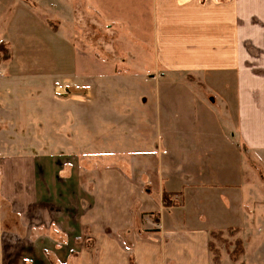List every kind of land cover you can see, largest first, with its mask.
Segmentation results:
<instances>
[{
	"label": "crops",
	"instance_id": "obj_1",
	"mask_svg": "<svg viewBox=\"0 0 264 264\" xmlns=\"http://www.w3.org/2000/svg\"><path fill=\"white\" fill-rule=\"evenodd\" d=\"M1 14L0 10V19ZM14 20L8 25L6 38L1 39L0 35V43H11L12 54L21 38L10 36ZM42 23L38 31L44 30L56 38L58 49L65 46L62 54L72 47L59 18L56 32H52L55 26ZM152 24L158 67L171 74H214L221 81L218 88L233 90H223L220 100L211 103H222L220 112L224 117L231 115L229 107L233 105L235 123L230 130H235L232 134L240 144L238 151L243 146L251 155L250 166L264 165V0H154ZM26 49V58L30 50L33 56L42 52L40 44L33 42ZM1 66L0 123L16 121L17 125L11 127L12 132L0 128V152L8 150L1 137L14 134L17 138L11 145L21 147L16 151L30 154L25 160L12 161L14 174L2 182L13 188L12 194L0 196V264H215L210 249L212 232L235 228L239 235L245 229L240 223L216 227L215 220L223 218V211L215 215L212 225L208 215L194 213L189 207V183L178 180L170 163L165 172L168 176H163V158L158 154L164 152L163 147L141 146L133 151L128 148L126 164L102 166L98 168L101 171L81 177V166L68 154L80 152L81 136L77 141L63 130L66 116L41 106L47 103L45 86L55 94L64 88V74L44 65ZM94 78L88 85L92 91L96 86ZM70 79L79 87L78 74ZM185 83L188 90L199 85L195 81ZM171 85L177 87L176 82ZM20 88L26 89L28 101L20 98ZM65 99L68 98L60 97L61 101ZM97 99L90 98L88 107ZM30 100L38 112L34 118L25 104ZM160 100L154 98L147 104L148 110L153 105L160 111ZM197 101L195 95L186 98L190 107ZM138 117L146 118L144 114ZM74 120L81 125L77 112L73 114L72 128L76 126ZM85 120L91 127V115ZM177 126L169 125L167 150L185 152L191 150L186 147H197L194 134ZM137 129L145 134L149 126L139 123ZM35 154H40V159ZM195 165L197 169L204 167ZM85 184L95 185V192L88 193L82 187ZM196 184L201 183L191 185ZM177 196L179 202L175 201ZM196 199L199 206L208 201L204 195H197ZM217 201L224 209L223 201ZM246 218L248 226H254L252 232L264 233L263 210H253ZM244 255L241 260L246 264Z\"/></svg>",
	"mask_w": 264,
	"mask_h": 264
},
{
	"label": "rangeland",
	"instance_id": "obj_2",
	"mask_svg": "<svg viewBox=\"0 0 264 264\" xmlns=\"http://www.w3.org/2000/svg\"><path fill=\"white\" fill-rule=\"evenodd\" d=\"M0 1L1 39L6 38L8 25L14 18L10 36L14 38L21 35L13 54L11 43L1 41L0 68L1 64L10 63L17 66L44 65L64 74V88L58 89L55 94L49 86H45L43 94L47 103L41 106L42 109L47 107L66 116L68 119L63 130L72 134L77 141L81 136L80 152L75 155L68 153L71 154L70 157H74L75 164L81 166V177L91 176L94 170L101 171L98 168L102 166L126 164L129 160L128 148L133 151L142 149L137 148L141 146L146 149L163 147L164 152L158 153L163 158V176H168L165 172L170 163V168L175 167L173 172L178 180L189 183L186 189L190 192L189 207L194 213L199 214L200 211L208 215L212 225L215 215L223 211V218L215 220L218 221L216 227L233 225L232 223H240L245 227L239 235L235 228H229L212 238V252L219 258L217 264H244L241 260L244 253L241 255L234 251L240 247L237 240H241L243 249L244 244L246 246L243 257L246 264H264V233L252 232L254 226H248L246 218L253 210L264 211V165L250 166L251 155L243 146L238 151L240 144L232 134L235 130H230V125L235 123L232 119L235 112L233 105L229 107L231 115L224 117L220 112L222 103L212 104L220 100L223 90L226 93L233 90L218 88L221 81L214 74H171L158 67L153 50L154 0ZM58 18L62 22L66 41L72 43V47H67L63 54L61 49L65 46L58 49L56 38L37 29L41 22L55 26ZM53 30L52 32H56V26ZM32 42L40 44L42 52L40 55L34 53L33 56L30 50L29 58H26L23 49L27 50L26 47ZM73 71L80 77L79 87L70 79L74 75ZM95 76L96 86L92 91L88 85L89 82L92 84L90 80H94ZM189 81L198 82L199 85H194L193 89H185L184 84ZM172 82L177 83L176 88L172 87ZM26 92L25 88L19 90L20 98L24 101H28L29 97ZM192 95L199 101L191 108L186 103V98ZM93 96L98 99L89 108L88 102ZM60 97L68 99L61 101ZM157 97L161 98V110L153 105L148 110V103H152ZM25 104L29 115L34 118L38 112L33 108L32 100ZM74 112L81 115V125H77L74 120L76 126L72 128ZM141 114L152 120L139 118ZM89 115L92 117L91 127L85 120ZM139 123L149 126V131L145 134L139 131ZM15 124L16 121L9 124L2 122L0 128L5 127L12 132L11 127ZM173 124H177L178 129L192 132L193 140L198 142V146L186 147L191 150L185 152L167 150L165 141L170 139L166 133L170 129L169 125L172 127ZM11 136L1 137V142L8 150L0 152V196L3 193L12 194L13 186L2 184L4 178L14 174L11 162L15 159L25 160V156L30 154L16 151L17 147H21L11 145L17 138L14 134ZM35 155L38 157L40 154ZM72 158L69 159L73 161ZM196 163L204 167L197 169ZM170 176L172 178L171 173ZM195 183L201 184L191 185ZM227 183L231 185H225ZM82 187L91 194L96 190V186L92 184ZM197 195H204L205 201L206 198L208 201L199 206ZM218 199L223 201L224 209L220 208ZM175 201L179 202L180 197L177 196ZM259 235H262L261 239Z\"/></svg>",
	"mask_w": 264,
	"mask_h": 264
},
{
	"label": "trees",
	"instance_id": "obj_3",
	"mask_svg": "<svg viewBox=\"0 0 264 264\" xmlns=\"http://www.w3.org/2000/svg\"><path fill=\"white\" fill-rule=\"evenodd\" d=\"M220 233H222V232H212V238L213 237H215V236H217L218 234H220ZM236 243H238L239 244V249L236 251V250H234L235 252H236V254H241V255H243V253H244V249H243V244H242V242H241V240H237V242ZM212 248H213V244H212V241L210 242V249H211V251H212ZM213 253V258H214V263L215 264H217L218 263V255L217 254H215L214 252H212ZM235 254V253H234ZM240 255V256H241Z\"/></svg>",
	"mask_w": 264,
	"mask_h": 264
},
{
	"label": "built area",
	"instance_id": "obj_4",
	"mask_svg": "<svg viewBox=\"0 0 264 264\" xmlns=\"http://www.w3.org/2000/svg\"><path fill=\"white\" fill-rule=\"evenodd\" d=\"M0 75H1V73H0Z\"/></svg>",
	"mask_w": 264,
	"mask_h": 264
}]
</instances>
